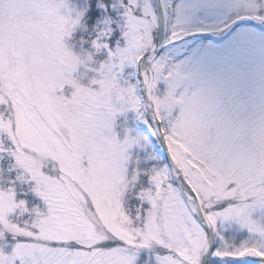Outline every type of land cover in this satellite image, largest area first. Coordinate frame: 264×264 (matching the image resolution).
Segmentation results:
<instances>
[{
  "label": "snow or ice",
  "instance_id": "1",
  "mask_svg": "<svg viewBox=\"0 0 264 264\" xmlns=\"http://www.w3.org/2000/svg\"><path fill=\"white\" fill-rule=\"evenodd\" d=\"M0 264H264V0H0Z\"/></svg>",
  "mask_w": 264,
  "mask_h": 264
}]
</instances>
